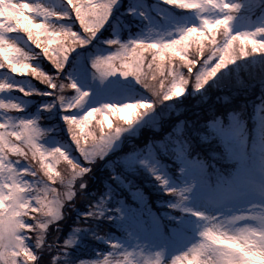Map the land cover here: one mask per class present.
Masks as SVG:
<instances>
[{"label": "snow or ice", "instance_id": "1", "mask_svg": "<svg viewBox=\"0 0 264 264\" xmlns=\"http://www.w3.org/2000/svg\"><path fill=\"white\" fill-rule=\"evenodd\" d=\"M120 3L0 0V264H264V118L250 137L230 115L227 127L180 120L162 139L131 144L142 129L159 131L179 97L206 99L210 86H225L229 65L264 57V0H158L191 17L164 26L147 0L125 12ZM242 8L258 10L260 22L235 31ZM122 16L143 27L133 35ZM117 73L142 89L131 102L90 101L80 87ZM15 74L31 79L17 84ZM213 139L234 165L227 174L201 158L199 145ZM97 171L99 199L89 191ZM140 177L168 197L156 205L170 212L152 211Z\"/></svg>", "mask_w": 264, "mask_h": 264}, {"label": "rangeland", "instance_id": "2", "mask_svg": "<svg viewBox=\"0 0 264 264\" xmlns=\"http://www.w3.org/2000/svg\"><path fill=\"white\" fill-rule=\"evenodd\" d=\"M128 1H132V0H128ZM20 2H26V0H20ZM32 2H34V3L40 2V3H43V4L48 5V6H54V5L59 3V0H32ZM136 2H137V0L132 1V3H136ZM235 2L244 4L245 0H235ZM147 4L149 5V16L151 17V20L154 24H158L161 26L169 25L172 22L173 17L179 18L177 20V23H184L186 21L191 20L190 15L185 14V13H178V12H175V10H170V9H169L170 10V13H169L166 10L167 9L166 6L159 4L158 0H147ZM122 5L123 4H122V0H121L119 11L125 12L128 7L126 9L121 10ZM56 10L59 11L60 9L57 8ZM157 13H159V15H157ZM25 14L27 15V12ZM258 15H259L258 10H257L256 14L253 15L250 11V8H242L241 11L236 14L237 19L234 22V30L239 31V30H242L244 28L255 27L256 24L260 22V20L257 19ZM161 17H163V19ZM241 17H244V21H241V19H240ZM120 19L123 21V23L134 25V27L137 26L139 28V30H141V28L143 27L142 21L139 20L138 18L122 16ZM33 31H38V30L33 29ZM41 40H43V37H41ZM52 47H55V45H52ZM101 47H103V46H101ZM32 48L36 52L40 51V49H36L34 46H32ZM90 48H91V46H90ZM90 48H89V50H90ZM80 51H85V50H80ZM259 55H260V53H257V56H259ZM251 59L252 58H250L246 61H240L242 63L241 64L242 67H247V66L250 67L248 62L251 61ZM41 60H43L42 55H41ZM43 62L48 64L49 67H51V65L48 63V61L44 60ZM258 62L264 63V57H256V64L255 65H257ZM258 67H260V66H258ZM258 67H255V68L250 67V69H251L250 71H253L254 78H256L253 82H251L249 85L241 83L238 86L236 81L239 78H236L233 82H231L232 87L227 86L225 88H223V87L220 88L221 93H219L220 95L218 96V98H221V99L223 98L222 100L225 101V100H228L230 98H237V96H242L241 94H243L245 92L255 91V90L257 92H261V94L264 96V67L263 68H258ZM228 68L225 69L224 71L225 72L227 70L229 71L231 69V66L229 65ZM221 75H223V73H221ZM14 78H15V83L21 84V85H26L28 83V81L26 79H31V77H23V76H20L18 74H15ZM239 81L242 82L241 79H239ZM32 82L36 83L41 88L44 87L43 85H39L38 82L35 80H33ZM80 87L89 91L90 101H97L98 99L103 98V97H112V98L117 99L118 101H125L126 100L128 102H131L132 100H134L136 98L137 93L142 92V89L140 88L139 85H137L135 83L134 80H132L131 78H121L118 75V73H117V76L109 78V80L106 81L105 85H103V86H100L98 83H94L89 79L87 81L80 82ZM101 87H103V93L98 95L97 90ZM205 95H206V99L203 98V96H201L199 94L196 96L190 95V97H193V98L198 97L199 99H196L194 102H191L188 104H182L181 102L180 103L176 102V107L179 108L178 111H173L171 113V116L162 122V126L160 127L159 131H153L151 129L145 128V129L141 130V133L139 136H141V134L144 130H147V131L152 132V134H156L157 138H155V139H162L164 135H166L168 132H170L172 130V128L169 130H166L167 128H165V126H168V123L170 121H172L174 118H176L178 116L184 115L185 111H187V114H188L185 116H189L193 113H196V111L198 110V108L201 105L205 104L208 99H211L210 96L208 97L207 93ZM183 97L184 96L179 97V100L182 99ZM9 98H19V94L14 93L13 96L9 97ZM262 110H263L262 107H260L256 111L257 118H258L257 122L260 119L264 118V111H262ZM131 111L133 113H135L137 110L134 109ZM140 111H142V110H140ZM120 115H127V114L125 113V114H120ZM257 122L255 124L254 123L252 124L253 129H251L250 133L248 132L249 133L248 137H250L253 134V131H254V128H255ZM201 131L205 132V134H207V129L201 130ZM159 132H161V133H159ZM244 134H245V136H247L246 131H244ZM53 135H55V136H57V138H59V134L53 133ZM135 138H137V137L132 138V140H134ZM205 144H207L208 148L212 151V153H214V155H216V160L218 162H220V165L215 166L214 169L212 167H210L209 171L214 172L215 170L218 169V170H220V172L222 174H227V172L230 171L234 167V165L226 158L225 148H224L223 143L218 139H215V140L213 139V141H211V143H205ZM46 146H52V145L46 144ZM62 167H63L62 164L57 165V168H62ZM26 179H28L29 181L31 180L30 177L26 178ZM104 179H105V176H103L101 178V181L103 182ZM137 179L138 180H144V182L147 183V186H148L147 188L151 192V194L153 195V198H154L153 201L156 202V200L158 198L165 199V200L168 199V197H166V196H159L158 197V195L154 193V189L151 188L152 182L150 180H147L145 177H140ZM55 187H57L58 191H60L58 185H56ZM102 195H104V193L101 194V196ZM101 196H98L96 199H99ZM127 199L130 200V197H128ZM79 206H80V204L78 203L77 207H78L79 211H81V212L86 211V210H81L79 208ZM151 209H152V207H151ZM152 211L156 215H160L162 212H170L171 210L167 209V208L157 207V209H154V210L152 209ZM70 214L73 216V220L75 221L76 220L75 213H70ZM71 215H70V217L72 218ZM68 218H69V216H68ZM146 219H147V217H145V220ZM69 221H71V219H69ZM74 221H72L73 224L71 225L70 229L75 226ZM107 227L109 228V231H112L115 234L119 235V233H117L115 231V229L111 228V226H107ZM70 229H68V232L70 231ZM67 233H66V235H67Z\"/></svg>", "mask_w": 264, "mask_h": 264}, {"label": "trees", "instance_id": "3", "mask_svg": "<svg viewBox=\"0 0 264 264\" xmlns=\"http://www.w3.org/2000/svg\"><path fill=\"white\" fill-rule=\"evenodd\" d=\"M132 1L122 0L123 5L121 7V10L129 7ZM166 10L170 13L169 9H166ZM131 31H132V34L134 35L140 30L136 26V27H132ZM248 63L251 68H255L258 66H260L258 68L264 67V63L262 62L261 63L258 62V64L255 65L256 58H252L251 61H249ZM44 64L48 65L46 63ZM241 64L242 63L238 61L236 65H230L231 69L229 71L228 70L226 71L228 73V76L224 80L225 86L223 88L227 86L232 87L231 82H233L236 78L241 79L242 83L246 85L247 84L249 85L251 82H253L256 79L254 78L253 71H250L251 70L250 67L248 66L242 67ZM220 88L221 87H211L210 86L207 91V94H208V97L210 96L211 99H208L205 104L201 105L196 111V113H193L189 116H185V115H188L187 111H185L184 115L174 118L172 121L168 123V126H165V128H167L166 130L171 129L180 120H194V121H197L198 124L199 123L207 124L209 120L212 118L219 119L221 122L224 123L225 127H227L229 124L230 115H235L237 116L240 123L243 125V130L246 131V135H247L246 137H248L249 133L251 132V129H253L252 124L253 123L255 124L258 120L257 113H256L257 109L262 107L263 109L262 111H264V106H262L264 105V96L261 94V92H257L255 90V91L245 92L241 94L242 96H237V98H230L228 100L223 101L222 100L223 98L222 99L218 98V96L220 95L219 93H221ZM196 99H199V98L198 97L193 98V97H190V95L186 94L182 99H180L177 102L178 103L181 102L182 104H188V103L194 102ZM45 123L46 122L41 121L42 125H44ZM205 129L206 128H202L201 130H205ZM155 138H157L156 134H152V132L144 130L141 136H138L134 140H131V144L135 145L137 148H142L149 139H155ZM211 141L213 140H210L208 143H211ZM128 150H129V144L126 143L123 146L122 151L127 152ZM199 151L201 154V158L205 159L209 163V165H215V166L220 165V162L216 160V155L212 153V151L208 148L207 144L205 143L200 144ZM103 176H105L103 172L101 173L100 171H97L95 174V177L90 182L89 191L96 193V198L98 196H101V194L105 193L106 191V189L104 188L103 182L101 181V178ZM135 182L139 187L143 189L146 197L148 198L149 206L152 207L153 210L157 209L156 202L153 201L154 199L153 195L148 190L147 188L148 186L145 187L146 183L144 182V180L136 179ZM122 196L125 198H128L127 193H122ZM129 202L131 201L129 200ZM79 208L81 210H86L82 204H80ZM70 215H69V218L67 219V223L64 224V228H63L64 230L62 231V235H66V233L68 232V229H70L71 225L73 224L72 222L74 221L73 216L71 215L72 216L71 218ZM69 219H71V221H69Z\"/></svg>", "mask_w": 264, "mask_h": 264}]
</instances>
